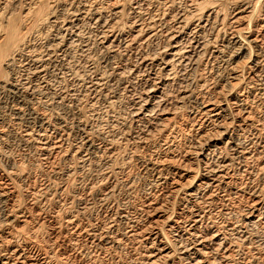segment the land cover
Instances as JSON below:
<instances>
[{
    "label": "bare ground",
    "instance_id": "6f19581e",
    "mask_svg": "<svg viewBox=\"0 0 264 264\" xmlns=\"http://www.w3.org/2000/svg\"><path fill=\"white\" fill-rule=\"evenodd\" d=\"M9 1L17 0H0V16ZM31 1L25 2V15L30 14ZM219 2L58 0L59 13L53 11L45 20L50 37L45 45L18 40L10 21L0 27V154L7 158L6 180L0 176V264H68L81 252L85 256L90 252L91 256L92 251L108 253L124 239L140 246L144 243L148 250L142 256L144 264L167 260L171 264H236L234 257L243 253L242 244L251 236L264 255L257 231L248 229L264 220V0H230L228 10ZM125 7L130 15L126 31L119 20ZM82 24L96 28L95 41L105 53V67L101 73L97 67L91 69L96 74L92 79L74 71L77 75L72 76V82L81 81L85 90L102 94L111 108L119 102L121 92H131L138 81L141 89L129 97L128 122L114 120L113 128L142 124L139 136L127 139L124 130L111 128L104 133L85 123L78 116L79 109L73 112L65 102L64 94L73 92L72 87L60 93L43 92V78L57 58L64 61L73 46L80 51L89 49ZM151 44L156 47L143 53V47ZM131 50L139 55L127 64L124 58L130 57L127 52ZM196 70L200 71L197 76L193 74ZM187 79L193 84L185 82L170 100L166 91L169 82ZM247 93L249 98L244 96ZM185 104L191 108L193 134L181 135L183 141L177 142L170 134L175 132L171 117ZM71 132L74 143L64 151L62 143ZM156 135L163 139L155 153L148 144ZM15 138L44 162L53 154L68 158L72 153L71 158L75 155L79 163H87L93 176L103 181L122 174L132 161L139 163L140 172L151 180L150 194L134 209L139 218L131 221L128 211L113 205L115 186L99 195L101 213L96 218L87 216L90 207L86 201L75 209L47 215L39 204V193L30 194L21 209L17 185L14 188L11 181L23 182L29 173L17 168L11 153L2 151L7 140ZM120 143L128 154L118 164L114 156ZM139 150L142 155L137 154ZM192 161L200 170L194 174L189 165ZM130 180L122 184L126 194L134 189ZM63 186H57L52 195L66 192ZM178 193L182 195L179 209L171 210L170 199ZM69 194L74 200L78 192L72 188ZM68 199H57L56 204L62 208ZM29 218L39 229L42 220L49 222L46 245L37 240L36 226L25 232ZM120 223L126 228H119ZM164 229L170 236L171 251L160 234ZM245 230L251 232L248 237ZM50 247L65 251V258L51 256ZM80 258L78 264H85Z\"/></svg>",
    "mask_w": 264,
    "mask_h": 264
},
{
    "label": "rangeland",
    "instance_id": "374dc122",
    "mask_svg": "<svg viewBox=\"0 0 264 264\" xmlns=\"http://www.w3.org/2000/svg\"><path fill=\"white\" fill-rule=\"evenodd\" d=\"M220 1L221 2H219V3L221 5H223L224 7L226 6L227 8L226 7L225 8L227 10L231 6L230 0H226V1L225 0H220ZM25 2H27V0H22V1L21 0H17L15 3H12V2L9 1V2L5 3L3 5L4 7H3V10H2V13H1V16H0V27L6 25L8 23V21H10V22H12L15 25V30L17 32L18 40H23V41L30 40V43H37L39 45H45L47 42L49 43V40H50L49 30H48L47 22L45 20L48 17V15L50 13H52L53 11H55L56 13H59V10L57 8L58 0H34V1H31L30 3L32 5V7L29 6L30 14H28V15H25V13H26V10H25L26 3ZM228 3H230V4H228ZM128 11L129 10L125 7L123 14L119 17V18H121L119 20H121L120 22H121L122 26L124 27V31H126L127 26L129 24V21H130L129 20L130 19L129 18L130 15H129ZM23 15H25V16H23ZM40 18H42V19H40ZM25 22H26V24H25ZM126 23H128V24H126ZM82 30H83L84 36L87 37L86 38L87 42H89V49L80 51L79 47L73 46L71 48V51H69V54L65 57L64 61H61L60 59L57 58L55 66H50L48 74H46V76L43 78L44 88L42 87V90H43V92L47 91L48 93H60V92H63L66 87H72L74 89L73 92L71 90L67 94H64V96H66L65 97L66 104L69 107H71L72 111L73 110L76 111V109H79L77 111L78 112V116L80 118H82L81 120H83L85 123H87V124L90 123L92 125L94 124L93 126L96 125L101 131L105 130L104 133H106V132L109 133L111 128H113V126L116 124L114 120H120L118 122H122V121H125L126 123L128 122V118H127L128 115L127 114H128V110L130 108V102H131L130 100L132 99V98H129V97L131 96L132 93L135 94L136 92L139 91V89H141V88H139L140 84H139L138 81H136V83H135L134 87L132 88L131 92H125V91H123V93L121 92V96H120V98L118 100L119 102L116 105H114L113 107H111V108H107L106 101L104 100L102 94H100V93H99V95L98 94H93L92 92L85 90L84 87L81 85V81H79L78 84L77 83L74 84V82H72V78H73L72 76H75V75L79 74V76H82V75L84 76L85 75V77L87 79H92L96 75V74L93 75V73L91 72L94 67H97L96 69L99 70V73H101V71H104V67H105L104 62H102V58L105 56V53L102 50V48L97 45V43L95 41L96 40V36H97L96 28L94 26H92V25H89V24H82ZM146 46H144L143 49H142L143 53H145V52L149 53L156 47V46L154 47V44L149 45V47H148V45H146ZM83 52H85V53H83ZM127 55H129L130 57L128 58ZM127 55H126L127 57H125L126 59L124 58V60H125V62L127 64H131L134 61L133 59L138 57L139 52H135V51L131 50V51L127 52ZM206 58H205V61H204L205 63L204 62L202 63V65L200 66V69L204 68V65L206 64ZM66 61H67V63H66ZM63 66H64V68H63ZM50 69H51L52 72L50 71ZM60 70H61V72H60ZM68 70H70V71H68ZM74 71H77L78 73L75 74V73H73ZM196 71H198V70H196ZM196 71L193 74L197 76L200 73V71H198L197 74H196ZM61 73H62V75H61ZM78 79H81V77L78 78ZM189 80L190 79L181 81V83L179 82V80L174 81V83L169 82V86L166 89V91H168L167 94H168L169 99L171 100L172 96L173 97L176 96V94H177L178 90L180 89L181 85H185L186 84L185 82H187V83L190 82L191 84H193V82L189 81ZM193 80H194V78H193ZM176 82H178L179 84L176 83ZM234 82L235 81H233V83ZM70 84H72V85H70ZM244 96L249 98V93H247L246 95L244 94ZM77 103H79V104H77ZM41 106H43V105L41 104ZM41 106H39V108ZM73 108H75V109H73ZM109 110H111V111H109ZM50 112H48V113H50ZM189 117L191 119V108L187 104H185L182 107H179L178 109H176L174 116L171 117V118H174V120H173L174 126L171 123V125H172V129L171 130H173L175 132L172 133V131H171L170 134H173L176 137V141L180 140L182 142L183 141V140H181L182 136L189 137V135L193 134L192 127H191L192 123H191V120H189ZM118 127H120V126L114 127L113 129L116 132H120L121 130H122L121 132H123V130H124V132H123L124 136L127 139H130V138L139 136L141 134L142 124H138V125L132 126L130 128H129V125H128V126H125L123 129L122 128L120 129ZM72 135H73V132H71L69 134V136H67L68 138L66 137V141H63L62 148H63L64 151L70 149V147H68V146L69 145L71 146L74 143V142H72L73 139H74V136H72ZM157 137H158V139H157ZM153 138H155V139H153ZM153 138L151 139V141L148 144V149L150 150V152H155L156 153L157 150H158L157 144L161 143L162 142L161 140L163 138L158 136V135L153 136ZM5 145H7V146L2 148V151H6L7 154L11 153V155H13V157L11 156V159L12 158L14 159L15 165L17 166V168L20 167L21 170L23 168L24 171L26 170L29 173V178L24 180L23 182L11 181L13 185L14 184L17 185V186L14 185V188L16 186L17 192L19 193L18 194L19 195V207L21 209L26 207V205H27L26 202L28 203L30 194H35L36 195L37 193H39L38 194L39 196L37 195L38 200H39V204L42 206L43 212L45 214H47V215H49V214H51L53 212H58V213L61 214L63 212V209H66V208H69V210L70 209H75L76 207H79L80 204L83 201L84 202L86 201L89 204V207H90V210H89L87 216L89 215L92 218H96V217L100 216V213H101L100 209H99V205H98L99 195L107 187L115 186V191L117 190L116 191L117 193H116V196L113 198V201H112L113 205L115 207H119V208L124 209L126 212L128 211L127 212V217L131 221H134V220H136V218H139V216H137L138 215L137 212L134 211V209L138 208V206L142 203L144 198L147 195H149L150 192H151V190L149 189L150 188V184H151V180L149 179L148 174L141 173L140 169H138V168H140V164L139 163L135 164V163H133L134 161H132V164H131L132 166H130L129 168H124V171H123L122 174H118V175L114 176L112 179H108V180L103 181L102 178L99 179L98 177H94L93 176L92 171L90 172L91 168L89 167V165L87 163L85 165H82L81 163H79V161L77 160L75 155L73 156V158H71L72 153L69 154L68 158H65V157H62V156L58 157L59 155H63L62 153H60L58 155L57 154H53L48 159V162H44V161L38 159V157L36 155V152L34 153L33 151H30V150L26 149L20 142H18V140L16 138H15V141H12V142L10 141V139H8L7 142L5 143ZM115 153L116 154L118 153L117 155L114 156L115 157L114 158L115 162L118 163V164L119 163L121 164L126 159L128 151L126 150V147H124L120 143L119 146L116 144ZM137 154L138 155H142V151H141V154H140V150H139L137 152ZM4 155L5 154H0V176L3 177L4 180H6V177H5L6 176L5 175L6 174V171H5L6 164L5 163H7V158L5 157L6 155L5 156ZM65 159H67V160H65ZM189 165L191 167L193 166L192 167V172L193 173H191V174H194V173L200 171V170H198L199 169V164H197L196 161H192L191 164H189ZM68 172H70V173H68ZM47 173L49 174L48 178L46 177ZM119 175H121V176H119ZM75 178H77V179H75ZM127 178L129 180L131 178L130 181H131V183L134 186V189L131 192V194H126L124 192V190H123L122 184H123V182H125L124 180L127 179ZM86 182H87V184H86ZM68 183H69V185H68ZM61 184L64 185L63 187L66 188L67 191L64 192V193L57 192V194H58L57 196L52 195L55 192V190L58 189L57 186H60ZM46 187L47 188L49 187V192L43 194L45 192V188ZM72 188H74V189L76 188V190L78 192V194H77V196H76V198L74 200L70 199L72 194H69L70 191H72ZM43 190H44V192H43ZM58 196L60 197V199L58 198ZM55 198H57L58 200H61V199H65L66 200L68 198L69 199L66 201L67 204L63 205L62 208H59V206L56 204V201H58V200L57 199L55 200ZM181 198H182V195L180 193H178L177 196H175L174 198L170 199L171 201L169 202V207H170L171 210L174 208L173 210H177L178 211L179 202H180ZM53 199H54V201H53ZM132 199H134V200H132ZM155 199H157L156 201L159 202L158 198H155ZM77 200H79V202ZM40 201L41 202L44 201V202H42V204H41ZM233 216H236V214L233 213ZM216 218L219 221V218L217 216H216ZM42 221L43 222L41 223V227L39 229L37 224H35V222H32V219L29 218L28 225H26V226L24 225L23 228H25L24 229L25 232L28 229L33 231L34 229L38 228V230H39L38 232L39 233H37V238H39V239H37V238L36 239L38 241H40L41 244L43 243L42 245H46L47 244L46 240L50 239L48 237V235L46 236V234H47V232L49 230V228H47V227H49V222L46 221V220H42ZM84 221H86V220H84ZM263 222H264V220H262L261 223L256 224L257 226L254 225V227H250L248 229L252 230V233L253 232L255 233L257 231L258 237L264 243V223ZM35 226H36V228H35ZM31 227L33 228V230L31 229ZM121 227L126 228V225L120 223L119 224V228H121ZM160 232H161L160 233L161 237L162 238L164 237L163 240L164 241L166 240L165 242L168 241L167 244H169V247H170L169 250L171 251L172 250L171 249L172 245H171V242H170V238H168V237H170V236H168L169 235L168 232L165 229L161 230ZM165 233H167V234H165ZM250 233L251 232L247 233V230H245V234L244 235L246 237H248L250 235ZM241 234H243V231L240 234L239 233L235 234L234 237H237V235H241ZM19 239H20V237L18 238V240ZM251 239H253L252 236L249 238V240H247L244 244H242L244 250L241 251V252H243V253H241V254H239V255L234 257V258H236V260H235L236 264H238V263L239 264H243V263L244 264H264V255H260V254H262V252H259V248H258V245H257L256 241H254V240L251 241ZM249 241H251L252 243H250ZM124 242H126V243H124ZM247 242L250 243V244H248ZM122 244H121L120 247L118 246V247H113V248L109 249L110 251L108 250V253L106 252L107 250L106 251H98V252H93L92 251L91 256H90L91 252L89 253V255L85 256V254H83V252H81V255H79L78 258H76L75 260L70 259L68 261H71V262H67V263L68 264H71V263L72 264H78L77 260L81 256L80 259H82L85 264H87V263L88 264H144V259H143L144 254L146 255L148 253V250H146V248H144V243L141 244V246H140V244H138L137 242L136 243L129 242V241H126L124 239L122 241ZM246 245H249L250 247L246 246ZM51 248L52 247L49 248L51 256L52 255L56 256V257L59 256V257H57L58 259H64L65 258L64 257V256H66L65 255V251H62L60 248L57 249L56 247H53L54 249L53 248L51 249ZM142 248H144V249H142ZM237 248L239 249V247H237ZM237 248H235V250ZM54 253H56V254H54ZM253 253H254V255H253ZM242 254H243V256H242ZM251 254H252V256H251ZM91 257H93V258L95 257V258L93 259ZM247 257L249 259L251 258L250 261H249V259ZM170 262H171L170 260H167V261H165V263L164 262L163 263L164 264H171ZM159 264H161V263H159Z\"/></svg>",
    "mask_w": 264,
    "mask_h": 264
}]
</instances>
